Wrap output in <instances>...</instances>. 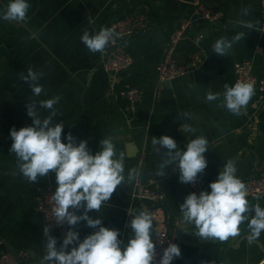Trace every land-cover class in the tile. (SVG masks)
Listing matches in <instances>:
<instances>
[{
    "label": "crops",
    "instance_id": "1",
    "mask_svg": "<svg viewBox=\"0 0 264 264\" xmlns=\"http://www.w3.org/2000/svg\"><path fill=\"white\" fill-rule=\"evenodd\" d=\"M31 7L28 20L22 23L5 22L2 13L9 0H0V254L25 250L29 260L24 264H40L44 255L45 224L37 206L41 190L56 185L54 173L38 177L36 183L27 181L19 173L16 156L10 152V130L31 126L27 115V102L59 96L54 106L55 123L63 121L62 142L67 143L69 133L76 143L87 141L92 154L99 150L100 140L111 136L117 153L125 155V182L118 186L110 201L99 212H90L101 218L105 227L119 230L118 239L125 243L133 235L126 226L132 216L162 206L174 231L184 229L179 206L192 193L188 183L179 181L175 165L157 176L158 165L165 159L167 149L152 144V138L163 135L177 142V150H186L187 143L198 136L208 140L204 153L207 168L198 179L214 182L228 160L234 162L235 175L244 183L264 175V92L255 91L241 114L234 115L218 107L220 101L208 102L209 91L223 93L224 84L236 83L235 65L249 61L254 74L261 77L264 71V31L262 30V0H212L211 8L222 13L218 24L195 21L194 0H28ZM247 15L242 9L249 7ZM147 15L145 28L125 42L133 59L126 72L117 77L105 69L106 51L90 52L81 42L84 31L96 34L102 27L109 28L124 16ZM240 21L253 22L248 29ZM191 23L188 40L202 33L199 43L202 64L186 77L162 82L157 67L166 56L171 35L183 24ZM243 32L245 37L235 43L227 56H218L212 46L220 37L231 40ZM184 41L178 48L177 58L186 62ZM42 72L38 81L43 85L40 96H33L28 82L21 78L27 69ZM127 85L140 89L141 101L130 110L119 98ZM41 119L50 110L40 109ZM189 117L179 118L180 113ZM187 124L194 133L181 128ZM159 150V152L157 151ZM136 168L140 176L127 182L130 169ZM141 180L151 189L160 191L165 199L161 205L135 201L134 185ZM258 198V199H257ZM250 204L259 203L264 208V196H247ZM82 210L77 214H81ZM153 241L157 229L166 227L162 210L151 213ZM249 218L254 212L249 213ZM194 226L193 224H190ZM235 241H209L214 237L189 238L192 242L206 241L193 246H181V256L173 264H264V231L258 239L249 240L247 222L241 226ZM69 226L61 231H50L62 243ZM73 230L82 241L95 229L79 223ZM196 231V229H195ZM71 245L69 249H71Z\"/></svg>",
    "mask_w": 264,
    "mask_h": 264
},
{
    "label": "clouds",
    "instance_id": "2",
    "mask_svg": "<svg viewBox=\"0 0 264 264\" xmlns=\"http://www.w3.org/2000/svg\"><path fill=\"white\" fill-rule=\"evenodd\" d=\"M31 5L28 0H9L2 13L5 22L22 23L28 20ZM250 6L242 9L247 15ZM248 29L255 28L253 22H239ZM117 33L112 28L102 27L96 34L84 31L81 42L92 53H103L110 42L115 41ZM245 37V33L236 34L231 40L220 37L212 46L218 56H227L233 45ZM42 72L27 69V75L21 78L29 83L33 96H40L43 85L38 81ZM223 93L209 91L208 102L220 101L218 107L226 108L234 115L241 114L255 94V86L249 81H237L234 85L224 84ZM60 97L27 102V115L32 118V125L14 127L10 130L12 144L10 152L16 156L19 173L27 181L36 183L38 177L55 174L56 189L51 194L52 219L58 225H67L69 230L57 247V239L50 235L48 226L44 227V255L40 264H157L156 243L153 241V218L148 211H138L126 226L133 235L127 243L118 239L117 229L105 227L102 219L93 218L90 212H99L108 203L117 187L125 182V155L117 153L111 136L100 140L99 150L92 154L87 141L76 143L69 133L67 143L62 142L63 121L55 123L57 116L55 105ZM40 109L50 110V114L41 119ZM189 113H180L179 118L189 117ZM186 132L194 133L195 128L182 124ZM153 145L167 149L165 159L158 165L157 176H163L164 170L175 165L179 171L181 183H195L198 175L207 168L204 153L208 151V140L204 136L191 139L186 150H177V142L168 135L152 138ZM159 152V150L157 149ZM236 168L228 160L220 170L217 179L209 184L211 191L188 194L179 209L184 222L193 224L198 237H214L226 240L240 234V226L247 222L250 231L249 240L258 239L264 231V208L259 203L250 204L245 183L235 175ZM140 171L130 169L127 182L138 179ZM258 199V198H257ZM82 210L81 214H77ZM254 215L249 218V213ZM95 229L82 241L79 233L73 230L79 223ZM72 246L70 250L69 246ZM181 256V249L175 243L164 248L158 264H172L174 258Z\"/></svg>",
    "mask_w": 264,
    "mask_h": 264
},
{
    "label": "built area",
    "instance_id": "3",
    "mask_svg": "<svg viewBox=\"0 0 264 264\" xmlns=\"http://www.w3.org/2000/svg\"><path fill=\"white\" fill-rule=\"evenodd\" d=\"M211 1L212 0H194L195 21L203 20L213 25L221 22L223 15L210 7L209 3ZM261 6L263 16L262 30L264 31V0H262ZM147 19V15L145 14L127 15L109 27L117 33L115 41L110 42L105 49V69L109 75L117 77L130 69L133 64V59L125 48V42L138 35L145 28ZM190 26L191 23L183 24L171 35L166 48V56L157 67L160 81H172L177 78L186 77L192 73L195 67L202 64L199 43L204 35L199 33L188 40L187 31ZM186 40L190 41L196 49L189 56V61L180 62L177 58V51L179 46ZM235 77L236 82H252L255 86V91L264 92V71L261 77H257L254 74L253 65L249 61L240 62L235 65ZM119 98L127 104L130 110H133L141 101L142 93L137 87L127 85L120 91ZM245 185L248 196H264V175L248 179ZM188 186L192 193L195 192L199 195L201 191H206L208 183L205 180L197 178L195 183H188ZM56 187L57 186L51 184L45 186L41 190L37 206V210L45 226H48L50 231H61L67 226L58 225L55 220L52 219L51 194L54 193ZM133 199L135 201L148 202L153 206H158L162 204L165 197L160 191L151 189L141 180H137L134 185ZM154 242L156 243V260L158 264L164 248H166L169 243L177 244L176 231L168 233L166 227L163 225L161 228L157 229ZM29 257V252L25 250L5 252L0 254V264H24L29 260Z\"/></svg>",
    "mask_w": 264,
    "mask_h": 264
},
{
    "label": "water",
    "instance_id": "4",
    "mask_svg": "<svg viewBox=\"0 0 264 264\" xmlns=\"http://www.w3.org/2000/svg\"><path fill=\"white\" fill-rule=\"evenodd\" d=\"M140 206H141L140 203H137V207L141 211L142 208ZM158 210H162L164 212L166 229H167L168 233H172L174 231V228L169 223V217H168V214H167L166 210L164 209V207H162V206L155 207L153 209H150L148 212L152 213V212H155V211H158ZM182 226H185V228L184 229H181L180 227H178L177 230H176L177 245L180 247V249H181V246L182 245H185V246H193L195 244H200L202 242H206L205 240L204 241H197V242L190 241L189 238H193V237L196 236L194 234L196 232L195 231V226H192V225H190L188 223H185L184 220L182 221ZM237 239H238L237 237H229L226 240L227 241H235L236 242ZM212 240H214V241H222L219 238L210 239L209 241H212ZM177 259H178V257L177 258H174L173 261H172V264Z\"/></svg>",
    "mask_w": 264,
    "mask_h": 264
},
{
    "label": "trees",
    "instance_id": "5",
    "mask_svg": "<svg viewBox=\"0 0 264 264\" xmlns=\"http://www.w3.org/2000/svg\"><path fill=\"white\" fill-rule=\"evenodd\" d=\"M195 51L194 47L192 45L184 46L183 48V54L185 56H188V59L186 61H189V56ZM173 225V223H171Z\"/></svg>",
    "mask_w": 264,
    "mask_h": 264
}]
</instances>
